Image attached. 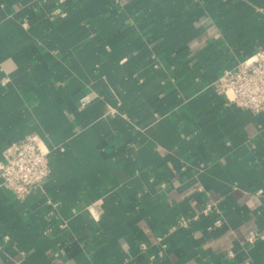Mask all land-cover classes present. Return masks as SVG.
<instances>
[{"label": "crops", "instance_id": "obj_1", "mask_svg": "<svg viewBox=\"0 0 264 264\" xmlns=\"http://www.w3.org/2000/svg\"><path fill=\"white\" fill-rule=\"evenodd\" d=\"M55 7L0 0V162L37 136L51 170L25 199L0 174V264H264V113L213 88L264 47V0ZM206 203L221 228L171 231Z\"/></svg>", "mask_w": 264, "mask_h": 264}, {"label": "built area", "instance_id": "obj_2", "mask_svg": "<svg viewBox=\"0 0 264 264\" xmlns=\"http://www.w3.org/2000/svg\"><path fill=\"white\" fill-rule=\"evenodd\" d=\"M55 1L56 7L51 14L66 17L67 14L62 9L66 0ZM8 81L7 78H3L2 84L6 85ZM213 88L219 95L224 96L230 105L242 111H249L255 115L264 113V47L259 48L234 68L223 71ZM79 103L80 109H83L92 103V98L83 96ZM50 172L49 150L37 136H28L12 144L0 162L3 185L19 199H25L35 189L42 188ZM202 217H212L213 222L208 227L209 230L221 228L224 224L217 204L206 203L196 216L178 218L171 231L189 230ZM45 233H49V230ZM258 239L259 235L255 234L249 237V242L254 244ZM142 247L146 249L145 245ZM165 249L166 246L162 245V250ZM159 256L162 257V253Z\"/></svg>", "mask_w": 264, "mask_h": 264}]
</instances>
